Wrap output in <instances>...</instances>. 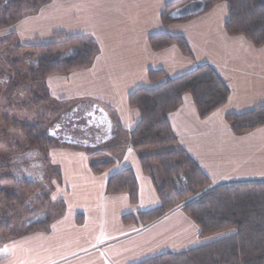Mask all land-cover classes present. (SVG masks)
I'll return each instance as SVG.
<instances>
[{"label":"crops","instance_id":"0c3cea01","mask_svg":"<svg viewBox=\"0 0 264 264\" xmlns=\"http://www.w3.org/2000/svg\"><path fill=\"white\" fill-rule=\"evenodd\" d=\"M179 1L50 0L38 14L18 23L19 36L28 43H60L81 35L95 41L98 54L91 66L45 79L46 93L58 103H73L85 126L106 134L103 144L92 147L96 152L91 155L89 149L50 151L52 159L70 157L80 163L64 172L66 180L59 187L60 199L65 198L70 213L54 223L49 233L35 232L6 245L0 264H138L215 241L200 238L198 226L181 211L149 226L124 224V215L160 205L158 189L163 181L159 184L154 176L156 166L153 179L143 173L140 153L128 142L119 147L112 161L101 157L112 148L116 124L129 132L140 120L138 110L128 102L132 93L156 88L202 65L212 66L225 80L229 100L202 119L192 96L184 95L182 105L168 116L177 140L170 149L185 150L213 185L264 181V127L237 135L226 121L230 114L264 105V46L256 48L245 38L226 33V2L204 14H200L204 7L200 0L176 5L167 14L169 24H164L163 11ZM161 34L182 37L191 55H184L176 45L154 51L149 39ZM150 71H163L165 77L152 81ZM94 155H99L98 164L114 165L96 175L88 162ZM125 169H132L138 182L137 206L130 204L127 195L106 193L109 178ZM78 214L84 216L82 225L77 224Z\"/></svg>","mask_w":264,"mask_h":264},{"label":"trees","instance_id":"16d2710c","mask_svg":"<svg viewBox=\"0 0 264 264\" xmlns=\"http://www.w3.org/2000/svg\"><path fill=\"white\" fill-rule=\"evenodd\" d=\"M40 1L42 0H33L32 9H36ZM187 1L189 0L167 6L161 15L162 22L169 24L167 19L169 10ZM200 1L204 6L202 13L210 11L220 2H226L228 4L226 33L231 37L241 36L256 48L264 46V0ZM21 3L19 0H0V28L9 26L22 14V9L18 7V4L22 6ZM11 5L16 6V11H11ZM149 43L154 51L176 45L184 55H191V50L182 37L155 35L150 37ZM62 46L71 47L74 54L61 58L53 55V52ZM30 48L39 51L36 71L42 79L84 70L91 66L98 54L97 45L89 35L67 37L60 43L35 45ZM149 77L150 80L156 81L164 78L165 73L150 71ZM186 94L192 96L200 118L206 119L227 104L230 89L212 66L202 65L178 78H168L156 88L138 89L128 97L130 107L138 110L140 120L134 130L129 132L116 124L113 137L110 139L112 148L107 151L117 154L119 147L127 142L139 153L156 147L168 150L159 154L140 153L139 158L146 176L153 179V166H159L162 171L163 183L158 189L160 205L135 215H124L122 222L126 225L149 226L181 207L198 226L200 238L225 231L232 233L186 252L166 253L138 264H264V181L213 185L185 150L170 149L177 140L168 116L178 110ZM226 121L237 135L262 128L264 105L243 114H230ZM83 129L86 132L93 131L96 140L93 141V137L91 140H84L78 148L87 150L104 143L106 133L103 129L85 125ZM23 130L31 148L38 149L44 155L57 145L40 134L38 127L28 125L23 127ZM112 165L111 162L93 164L91 169L94 174L99 175ZM32 186L31 183L26 184V189L29 190ZM106 193L127 195L130 204L137 205L139 187L133 170L125 169L112 175L108 180ZM44 200L49 202L50 207H46V202H41L39 209H31L25 225L18 230L20 234L9 233L10 237L0 239V248L9 238L39 231L49 233L52 225L65 215V204L62 200L52 203L47 197ZM39 217L41 220H38ZM12 219L10 209L0 212V233L4 230L13 232ZM82 223L83 215L78 214L77 224Z\"/></svg>","mask_w":264,"mask_h":264},{"label":"rangeland","instance_id":"374dc122","mask_svg":"<svg viewBox=\"0 0 264 264\" xmlns=\"http://www.w3.org/2000/svg\"><path fill=\"white\" fill-rule=\"evenodd\" d=\"M19 1L22 2V6L18 4V7L22 9V14L9 26L0 28V212L7 209L12 211L14 229L13 232L2 231L0 233L1 240L10 237L8 236L9 233L20 234L18 230L25 225L30 210L39 209L41 207L40 203L46 202L45 197L49 198L52 203L62 200L65 204L64 216L70 213L71 208L69 209L65 198L60 199L59 195L62 192L59 189L66 180L64 172L72 168L73 165H79L80 163L70 157L52 159L49 157V153L53 149L88 152V150L78 147L83 144L82 141L84 140H91L92 137L94 138L93 141L96 140V134H93V131H84L85 120L82 118L81 112H75L73 103H58L48 98L45 79L39 78L36 71L39 51L30 48L40 44L39 42L28 43L24 41L19 36L20 33L17 32L20 21L30 15L38 14L41 9L49 5L50 0L40 1L36 5V9H32L31 2L33 0ZM191 1L196 0L187 2ZM15 5H11L12 12L17 9ZM203 11L204 7L200 14H204ZM64 48L66 49L64 50ZM70 48L69 46H62V48H58L53 52V55L58 58L65 57L68 54L72 55L74 52H71L73 49ZM28 125L33 128L38 127L40 134L57 143L54 148L49 149L47 155L36 148H31L25 137L26 132L23 130V127ZM167 150L168 148L156 147L146 149L140 153L143 155L159 154ZM89 151L92 152L89 153L90 155L96 152L92 147L89 148ZM104 153H106L105 156H101L103 160L106 157L105 160L112 161L117 155L108 151H104ZM98 158L97 155L91 156L88 158V162L98 164ZM155 169L154 176L156 175L158 183L161 184V181H163L162 171L159 166H156ZM24 183L27 185L31 183L33 186L28 190ZM46 207H50L49 202H46ZM180 211L183 212L181 207L176 208L170 214ZM39 219L41 220V217ZM231 233L232 231H225L208 238L216 240ZM25 236L20 235L17 238H9L0 248V259L6 255L4 253L6 245H14Z\"/></svg>","mask_w":264,"mask_h":264}]
</instances>
